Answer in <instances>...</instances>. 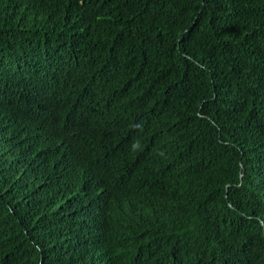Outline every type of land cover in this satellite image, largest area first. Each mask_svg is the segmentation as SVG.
Instances as JSON below:
<instances>
[{"label": "trees", "instance_id": "trees-1", "mask_svg": "<svg viewBox=\"0 0 264 264\" xmlns=\"http://www.w3.org/2000/svg\"><path fill=\"white\" fill-rule=\"evenodd\" d=\"M0 264H264V0H0Z\"/></svg>", "mask_w": 264, "mask_h": 264}]
</instances>
